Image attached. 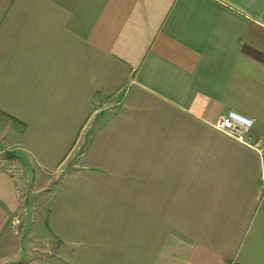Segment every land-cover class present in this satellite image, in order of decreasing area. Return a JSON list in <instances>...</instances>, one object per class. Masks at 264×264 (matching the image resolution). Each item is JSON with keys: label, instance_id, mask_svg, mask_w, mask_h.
Returning a JSON list of instances; mask_svg holds the SVG:
<instances>
[{"label": "crops", "instance_id": "0c3cea01", "mask_svg": "<svg viewBox=\"0 0 264 264\" xmlns=\"http://www.w3.org/2000/svg\"><path fill=\"white\" fill-rule=\"evenodd\" d=\"M257 143L264 0H0V155L85 146L47 218L71 255L19 264H264ZM19 206L0 157V237Z\"/></svg>", "mask_w": 264, "mask_h": 264}, {"label": "rangeland", "instance_id": "374dc122", "mask_svg": "<svg viewBox=\"0 0 264 264\" xmlns=\"http://www.w3.org/2000/svg\"><path fill=\"white\" fill-rule=\"evenodd\" d=\"M82 147L55 172L42 171L25 154L16 155L13 146L0 155L17 178L20 198L19 209L9 216L7 231L0 237V264L69 258L71 251L51 233L47 218L54 192L77 168Z\"/></svg>", "mask_w": 264, "mask_h": 264}, {"label": "built area", "instance_id": "2783aa9c", "mask_svg": "<svg viewBox=\"0 0 264 264\" xmlns=\"http://www.w3.org/2000/svg\"><path fill=\"white\" fill-rule=\"evenodd\" d=\"M254 120L236 111H228L220 115L219 119L215 123V128L229 136H232L236 140L249 144L248 137L252 130ZM253 147L258 148L261 154V172H260V184L262 188L261 198L259 204L264 203V149L257 143Z\"/></svg>", "mask_w": 264, "mask_h": 264}]
</instances>
